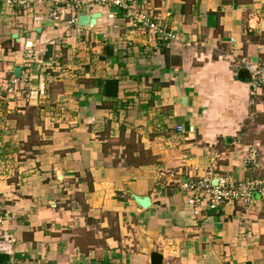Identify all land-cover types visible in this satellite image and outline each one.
Returning <instances> with one entry per match:
<instances>
[{
  "label": "crops",
  "instance_id": "0c3cea01",
  "mask_svg": "<svg viewBox=\"0 0 264 264\" xmlns=\"http://www.w3.org/2000/svg\"><path fill=\"white\" fill-rule=\"evenodd\" d=\"M66 1L0 0V264H264V195L212 210L168 177L264 176V93L238 78L264 0H145L169 43Z\"/></svg>",
  "mask_w": 264,
  "mask_h": 264
},
{
  "label": "built area",
  "instance_id": "2783aa9c",
  "mask_svg": "<svg viewBox=\"0 0 264 264\" xmlns=\"http://www.w3.org/2000/svg\"><path fill=\"white\" fill-rule=\"evenodd\" d=\"M39 2H48L52 11L50 12V17L53 20H59L61 14H63V8H60L56 3L61 0H56L55 4H50L49 0H35ZM145 0H67L65 8L67 10H73L74 12L78 9L89 6H101L109 7L114 6L122 9L125 12L126 18L129 20L133 27L139 28L142 31H146L149 36V41L155 39L163 42L169 43L175 40V35L165 29L164 26L158 24L157 19L151 16L149 13H144L139 10L138 5L144 3ZM7 4L14 3L17 6H24L26 0H6ZM69 25L75 24V19L68 21ZM242 64L246 68L250 75L249 86L252 95L259 93H264V60L257 62L243 61ZM18 80L10 78L5 79L4 91L7 94L14 93L17 90ZM181 131L182 128H179ZM248 161L246 163L257 166L256 157L257 152L255 149L251 148L248 150ZM170 180L173 183L179 184L181 190L190 192L192 196L188 198L187 203L190 205H195L200 202L201 195L206 196V205L209 209H217L221 205L225 204H242L248 205L251 203V195L254 192H258L260 195H264V176L255 179H245L242 182L231 183L225 179L219 178L217 183L212 185L209 180H188L180 182L176 178L175 174L170 173Z\"/></svg>",
  "mask_w": 264,
  "mask_h": 264
},
{
  "label": "water",
  "instance_id": "95a60500",
  "mask_svg": "<svg viewBox=\"0 0 264 264\" xmlns=\"http://www.w3.org/2000/svg\"><path fill=\"white\" fill-rule=\"evenodd\" d=\"M96 18L95 15L88 16V15H80L77 18V24L78 26H88L89 24L94 23V19ZM15 77L20 76V69L16 68L14 71ZM238 78L241 79L243 82H249L250 81V75L246 68H240L238 70ZM134 200L139 204L141 208H146L149 205L148 198L146 197H134Z\"/></svg>",
  "mask_w": 264,
  "mask_h": 264
}]
</instances>
